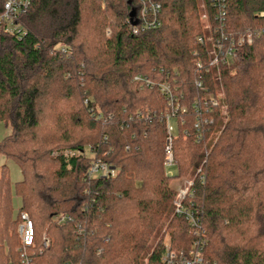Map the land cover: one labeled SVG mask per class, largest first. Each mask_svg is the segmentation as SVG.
Wrapping results in <instances>:
<instances>
[{"label":"trees","instance_id":"obj_1","mask_svg":"<svg viewBox=\"0 0 264 264\" xmlns=\"http://www.w3.org/2000/svg\"><path fill=\"white\" fill-rule=\"evenodd\" d=\"M158 1L162 25L140 34L130 20L137 0H33L22 31L0 33V121L12 126L0 154L23 174L14 215L9 169L0 166V264L21 262L22 211L34 222V264H143L175 192L158 118L167 102L138 75L170 81L188 108L185 122H175L173 147L179 176L204 161L193 196L204 259L264 264V0H217L224 8L206 0L212 13L225 11L228 31L260 30L221 68L218 84L194 63L193 52L205 50L197 0ZM220 86L227 120L214 110L198 141L194 101L204 111L205 95ZM95 161L115 166L116 175L90 177ZM60 214L70 219L59 223ZM168 231L173 251L191 249L185 218L174 216ZM165 248L160 238L148 264H164Z\"/></svg>","mask_w":264,"mask_h":264},{"label":"built area","instance_id":"obj_2","mask_svg":"<svg viewBox=\"0 0 264 264\" xmlns=\"http://www.w3.org/2000/svg\"><path fill=\"white\" fill-rule=\"evenodd\" d=\"M33 0H4L3 9L0 11V33L15 34L23 29L21 22L22 16L28 11ZM224 1V0H223ZM213 5L224 4L213 0ZM204 8L201 18L206 20L208 26L203 35L198 37L201 44L205 46L204 51H194V63L197 69L211 72L213 80L218 84L220 82V71L224 65L234 63L239 57V49L245 44H251L260 30L253 27H246L239 32L228 31L224 26L225 11L220 10V14L212 13L216 7L209 8L206 5V0H203ZM135 14L130 20L133 21V33L140 34L152 29H156L162 25L160 14L162 5L158 0H137V8L134 9ZM132 11V10H131ZM258 16L264 18V11L258 13ZM217 22V23H216ZM136 81H143L147 85L157 86L160 92L164 95L167 107L162 111L158 118L165 124L167 137L165 141V157L164 169L167 176L176 180L173 186L175 197L173 200L174 215L183 217L189 223L194 241L191 249L188 251L176 252L166 244L165 252L162 257L164 264H211L203 257V251L207 245V238L204 227L201 221V212L194 203V185L196 179L204 178L202 167L204 161L195 169V171L184 178L178 175L177 163L174 156V137L176 123H184L188 108L181 102L182 95H179L170 81H151L143 76H136ZM196 85L203 87L201 79L196 81ZM217 90L209 92L204 97L205 110L199 107L198 99L195 102V122L196 137L198 141L204 139L206 131L214 122V117L211 113L216 110L219 119L226 121L227 105L225 104L223 94ZM206 113V115H205ZM128 149V147H127ZM90 177L108 178L116 175V167L108 162L95 161L92 163L88 171ZM59 223L65 222L70 217L65 214H60L56 217ZM18 231L21 239L19 264H34L29 256V249L34 246L35 228L34 222L29 214L25 211L20 213V223ZM51 240L48 236L43 237V246L49 247ZM100 252V251H99ZM98 252V253H99Z\"/></svg>","mask_w":264,"mask_h":264},{"label":"rangeland","instance_id":"obj_3","mask_svg":"<svg viewBox=\"0 0 264 264\" xmlns=\"http://www.w3.org/2000/svg\"><path fill=\"white\" fill-rule=\"evenodd\" d=\"M197 9H198V15H199V19L201 21L202 24V31L205 32L208 23L206 20H203L201 18V14H203L204 12V8L202 6L203 0H197ZM221 89V93L223 94V97H225L224 95V89L220 86ZM12 130V126L10 123H6L5 121H0V139L4 138L6 135H8ZM2 165H6L9 169V176H10V195L12 198V203H13V213L14 215H17L18 210L21 206L22 200L21 198L15 193V183L19 180H21L23 178V174L21 171V168L19 166V164L17 163L16 160H14L13 158H9L6 157L4 154H0V166ZM192 173L186 174V175H182L181 177H188L189 175H191ZM176 180L172 179L171 185L174 186L176 184ZM174 209H173V202L171 205V210L167 213V215L164 217L158 232L156 233V235L152 238L150 244H149V249L147 250V252L145 253V256L143 257L142 261L143 264H148V259H149V255L152 251V249L156 246V244L158 243V241L160 240V238H163L164 240V244H169L170 245V234L168 231V225L170 224V222L172 221V219L174 218Z\"/></svg>","mask_w":264,"mask_h":264},{"label":"water","instance_id":"obj_4","mask_svg":"<svg viewBox=\"0 0 264 264\" xmlns=\"http://www.w3.org/2000/svg\"><path fill=\"white\" fill-rule=\"evenodd\" d=\"M134 14H135V10L132 9V11H131V13H130V17L132 18V17L134 16Z\"/></svg>","mask_w":264,"mask_h":264}]
</instances>
